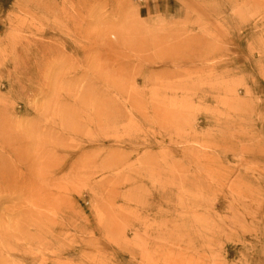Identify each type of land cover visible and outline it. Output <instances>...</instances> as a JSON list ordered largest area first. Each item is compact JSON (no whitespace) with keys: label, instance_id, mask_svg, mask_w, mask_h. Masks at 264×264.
<instances>
[{"label":"rangeland","instance_id":"rangeland-1","mask_svg":"<svg viewBox=\"0 0 264 264\" xmlns=\"http://www.w3.org/2000/svg\"><path fill=\"white\" fill-rule=\"evenodd\" d=\"M0 264H264V0H0Z\"/></svg>","mask_w":264,"mask_h":264}]
</instances>
